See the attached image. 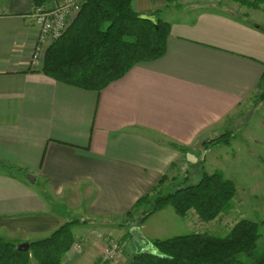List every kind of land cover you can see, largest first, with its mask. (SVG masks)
<instances>
[{"label":"crops","instance_id":"1","mask_svg":"<svg viewBox=\"0 0 264 264\" xmlns=\"http://www.w3.org/2000/svg\"><path fill=\"white\" fill-rule=\"evenodd\" d=\"M253 1L135 0L139 13L161 10L171 24L165 54L97 92L47 75L43 63L32 66L34 1L0 0V161L26 172L0 164V234L15 244L32 242L85 214L88 233L73 231L87 245L70 251L63 264L96 262L106 245L101 233L119 237L126 227L108 219H122L173 164L192 165L190 152L227 131L229 118L236 126L242 117L233 114L260 90L264 0ZM254 110L259 128L244 131L250 153L238 145L232 158L239 174H225L237 185L235 204L224 214L238 211L234 223L249 218L239 211L245 181L264 175L258 163L264 164V100ZM171 140L189 147L186 157ZM186 217L201 222L194 211ZM121 242L118 259L105 264H129L141 251L132 244L127 251Z\"/></svg>","mask_w":264,"mask_h":264},{"label":"trees","instance_id":"2","mask_svg":"<svg viewBox=\"0 0 264 264\" xmlns=\"http://www.w3.org/2000/svg\"><path fill=\"white\" fill-rule=\"evenodd\" d=\"M35 7L51 5L53 0H33ZM173 1V0H169ZM255 0L252 3L258 4ZM156 22L142 18L135 0H85L65 33L48 48L42 70L49 76L83 89L101 92L122 78L134 66L165 54L171 24L153 11ZM255 103L264 100V74ZM234 134L226 131L207 145L230 143ZM169 144L186 157L188 146L171 140ZM9 170L24 168L0 161ZM174 165V164H173ZM166 177L163 175L162 183ZM158 184L139 197L127 212V225L144 223L157 211L171 205L182 216L194 211L203 222H211L232 209L237 195L236 182L221 170L202 167L201 178L163 193ZM88 219L74 218L62 223L49 235L30 242L28 251L0 234V264H63L76 242L73 228ZM264 230V218L237 220L224 236L193 231L152 240L154 250L133 254L129 264H264V250L257 253ZM155 252V253H153ZM241 254L246 255L241 258Z\"/></svg>","mask_w":264,"mask_h":264},{"label":"rangeland","instance_id":"3","mask_svg":"<svg viewBox=\"0 0 264 264\" xmlns=\"http://www.w3.org/2000/svg\"><path fill=\"white\" fill-rule=\"evenodd\" d=\"M256 95L255 97H253L252 101L247 104L246 107H243L244 109L243 108L239 109L233 114L235 118L242 117L240 118L239 123L238 122L236 123V126L235 125L232 126L233 122L231 120H237V119L229 118V120L231 119L230 120L231 126L227 129V131H231L233 132V134H235L236 132L238 134L236 141H233L232 138L231 145H229L230 143H218L215 145H207L208 141L213 139V138H209L204 142L198 144L197 145L198 152L197 153L190 152L189 155V159L191 162H193V164L191 165L190 162H187L185 160L181 162L178 161L177 164L171 166V170L166 175L164 181L160 183V185L158 184L157 188H159V190L163 193L172 191L178 185L185 183L186 176H188L190 183H196L201 178L203 166L209 172H213L215 170H221L224 171L226 175H229L230 177L233 178H237V175L239 174L237 173V168H239V163L237 159L232 158V153L236 152L238 145H247L244 148L245 149L244 153L245 152L250 153L248 146L251 144L252 141L249 139L250 135L247 134L246 136L244 131L249 132L250 130L253 129L257 130V128H259V125L257 123V120H259L258 115L255 116L256 112L254 110ZM247 124L248 126H246ZM240 125H245V129L243 130V126ZM233 137H235V135ZM208 147H212V149L206 152L204 148H208ZM258 163L260 164L259 167H262L264 172V164L262 163V161H259ZM247 179L248 181L250 180L249 178ZM259 179H264V175L263 174L255 175L254 177L251 178V181L249 183L248 181H245V184L243 186L245 187L244 190L245 198L243 203L239 205L240 208L239 211L246 214L247 217L254 220H261L264 218V184L254 183L252 185L253 180L258 181ZM253 186H257V190H255ZM238 214H239L238 211L234 210L231 212L230 215H228V217L224 218L223 216H221L211 222H202V221L199 222L197 221V217H195L194 220L192 218L189 219L186 216L179 215L175 211V209L171 205H169L164 210L157 211L156 213L151 215L144 223H140L139 225H136L134 227H131V225L126 224L128 220H131V219H127L126 215L123 216L122 219H120V217L110 218L108 220H110L114 224H117V226H126V227L119 230L120 238L117 237V235H109L103 232L101 233V239L104 240L105 238L106 240L107 236H112L117 240H120V242L125 240V244H127L126 247L127 251L131 249V244H132L133 246L140 248L141 251L152 252V250H150V247H152V240L157 238L172 237L175 235L193 232V231H208L215 235L224 236L229 232L230 228L233 226L234 220L237 219L236 217H238ZM84 215L85 214H83V216L74 215V217L82 218L86 216ZM223 219L224 220L229 219V220L228 222H224ZM89 228L90 226H85L83 224H80V225H76L73 229L75 233L78 234L79 232L88 233L89 230L87 229ZM125 233L127 234L125 235ZM262 234L263 236L259 240L257 253H261L264 250V230ZM124 236L125 238H123ZM79 240L84 241L82 242L84 247L87 245L85 239H80V238L76 239V241ZM103 245L104 247L106 246L105 242ZM82 251H84V248L82 250H79L78 252H82ZM245 257L246 255L241 254V258H245ZM30 264H37V262L35 259H31Z\"/></svg>","mask_w":264,"mask_h":264},{"label":"built area","instance_id":"4","mask_svg":"<svg viewBox=\"0 0 264 264\" xmlns=\"http://www.w3.org/2000/svg\"><path fill=\"white\" fill-rule=\"evenodd\" d=\"M85 0H53L48 7L36 6L33 17L38 26V36L35 49L29 56L32 66H40L45 59L47 48L59 39L67 30L72 20L80 11ZM83 240L76 241L71 251L84 248ZM122 251L120 240L112 236L106 237V246L99 258L93 264H105L118 259Z\"/></svg>","mask_w":264,"mask_h":264},{"label":"water","instance_id":"5","mask_svg":"<svg viewBox=\"0 0 264 264\" xmlns=\"http://www.w3.org/2000/svg\"><path fill=\"white\" fill-rule=\"evenodd\" d=\"M142 18L149 19L153 22H156V15L154 13L143 14ZM27 178L31 180L32 182L35 180V176L31 173L27 174ZM30 246L31 244L29 241H25L20 244H17V248L21 251H28L30 249Z\"/></svg>","mask_w":264,"mask_h":264}]
</instances>
